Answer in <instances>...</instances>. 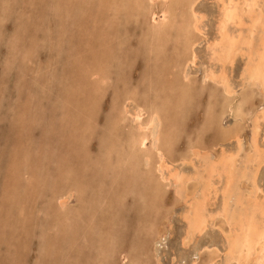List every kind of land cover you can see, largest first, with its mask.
<instances>
[{
	"label": "rangeland",
	"instance_id": "1",
	"mask_svg": "<svg viewBox=\"0 0 264 264\" xmlns=\"http://www.w3.org/2000/svg\"><path fill=\"white\" fill-rule=\"evenodd\" d=\"M65 1L69 4L64 3ZM135 1L136 0H106L105 2L102 0H0V92L2 93H0V100L2 101V103L0 101V264H80L81 262V264H101V262L102 264H124L125 260L132 261L134 258L140 261L142 259L144 262L143 263L141 261L142 264H154V262L157 264V257H153L156 255L155 249H157L155 248L156 245L154 246V244L158 234L161 231L167 235L166 244L162 245V248L160 249L164 254H166L162 259L164 264H183V262L180 260L185 258L186 263L191 264L195 255L197 256L198 264H204L207 261V258H209V256L215 251L216 255L218 256L216 257L214 264L224 263L226 236L223 231L228 230L229 228L224 218L218 217L214 222H209L211 224H209L206 231L197 235L195 238H198H194L188 247L187 245H183L182 240L186 236L185 220L182 217V213L185 209V201L183 202V199L177 197L178 195L176 187L172 181L167 182L169 184H167V191L166 189H160L161 193H159V191H156L155 193L157 186L155 183H153L155 181L153 177H151L152 174H155V170L157 169L156 167H158V164L155 165V163L158 162V159L155 156L154 157L156 160H153L150 164V167L151 165H154L151 167L152 169L150 167L148 168L144 163L143 166L141 161L139 163H135L134 160L129 162V158L132 159V157L130 156L128 158V156L132 153V151L130 150V143L127 139L129 138L128 131L131 127H133L131 123L132 117L128 116L124 123L117 126V129H114V124L113 126L111 124L114 122L113 119L117 117L118 110H124L125 107H128L129 113L133 112L136 108V103L138 100V103L143 102L145 105L148 103V105H146L147 109L150 108L151 101H158L163 108H166L168 114L171 117V124L173 123L172 126H175L169 133V139L171 140L172 138V140L166 150L169 162L172 164L171 170L180 169L191 174H194L198 171L199 173L203 172V168L199 167L200 164H198V162H200V160L192 154L190 148L195 147L194 145H196V147L201 146L205 150L204 152L208 151V153L216 155L217 153L222 152L223 149L224 151H231L234 148L237 149V142L235 139L226 138L227 134L234 132L233 130H237L241 127L243 134L242 143L244 147V153L242 150L240 153L241 155H239L237 158L239 171L240 169L242 170L244 164L243 161L247 155L246 153H250L252 150L251 140L256 123V119L254 117L257 116V112L264 108V92L261 89L262 86L247 82L246 76L243 73L247 56H245L242 51L239 52L240 54H237L233 65L226 64L225 66L227 71L226 73L230 76L229 80L233 88L236 90L235 95L237 94V96L234 95L235 97L233 98L231 111L228 112V115L222 117V112L227 111V96L225 95L224 89L223 87L214 85L209 81L205 82L204 78L207 71L211 68H214L216 71L221 70V63L214 62L210 59L211 53L209 50V43L217 37L216 23L220 14V2L218 0H199L196 4V10H201L200 12L205 13L207 17L205 19L206 21L204 22V35L195 46V52L198 55V59L196 63L189 64L187 67V70L191 74V80L189 82L191 84L190 85L188 82L184 81V71L186 72V66H183L188 55L185 43L187 29L184 28L181 30L182 26L175 24V26H172V28L168 31L166 36L162 38L150 37L146 25V13L141 14V12L139 14L137 11H132L130 8L132 3L135 5ZM238 1L240 2V7H242L241 9L244 8L242 15L245 25L242 27L244 28L243 30L245 32L247 31L248 33L250 24V18L248 17L249 13L246 14L247 7L244 6V3L242 2L243 0ZM262 1L263 0L259 1V5L256 6V10H260L261 8V11L263 12L262 20H264V1ZM100 3H102L104 6H102ZM181 10L178 12L179 18L177 22L186 23L189 19H191V17L188 15L182 16ZM113 18L115 19L113 20ZM247 18L249 19L247 20ZM111 19L112 22L110 21ZM109 23L111 25H108ZM261 25V27L259 25L258 29L255 30L257 32L254 31L253 35L255 44L257 46L259 44L258 39L261 38V35L264 31V21ZM110 26H112V28ZM94 27L97 29L96 31ZM101 28L105 32H102L103 30ZM234 28L236 29L235 26H232L233 30ZM106 32L109 34V36H107L108 34H106ZM260 32H262L261 35L258 34ZM103 33H105L103 36L106 37L102 39L97 37L98 34L99 37H103L101 36ZM90 37H92V40H90ZM94 37L95 40L93 41ZM110 38L113 40L112 42ZM105 39L108 40L106 41ZM110 42L111 44H109ZM96 43L97 45H95ZM32 44L35 45L33 46ZM31 45L33 46L34 50ZM27 46H29L28 49ZM30 48H32V54L28 55L30 53ZM69 48L72 49L69 50ZM79 49H83L85 53L82 52L83 50L81 51ZM106 52L108 53L106 54ZM94 53H96V56ZM102 53L106 55L104 56ZM109 54L110 56H108ZM24 55H26V57H24ZM83 55L85 58H87L88 62H92V65L96 67H99V64L97 63L98 59L95 60L97 57L99 58V55H103L104 64L109 62L106 69L111 80L108 83H105L106 87L104 84L101 85L103 86L102 88L99 85L97 86L96 83L99 80H97L96 77L94 78L90 73L91 68H93L92 70L95 69L93 66L89 67V65H91L90 63L88 65V63L82 62L84 58ZM76 57L79 58V60L81 59L80 61L84 65L85 71H83V74H79V69H82L83 66L79 60L75 59ZM60 59L62 62H59ZM68 59H70L71 63L68 62ZM74 60L75 62L77 60L79 63H75ZM93 60L97 64H94ZM68 63H70V67L72 66V68L69 67ZM8 64H10V66ZM66 64L69 69H77V67L79 65L80 66L78 67L79 69L75 71L73 69L72 71L65 67ZM87 70L90 71L88 74L86 73ZM68 73H70L71 76ZM21 74H23L22 77ZM74 74L75 76H73ZM67 75L68 79L72 82L73 89L70 87L71 82L68 81ZM242 76H244V79ZM53 77L56 78V80ZM36 78L38 79L36 80ZM40 78L43 79V83L39 81ZM86 78H89V80ZM45 79L47 81H45ZM76 81L78 83L77 85L81 87L80 89L84 90L82 91V94L80 93L81 91H78L80 90L78 89L79 87L76 86L77 88H74ZM73 82H75V84ZM79 83H83V85ZM87 86L88 92L86 90ZM73 90L75 93L72 92ZM76 92L78 93L76 94ZM62 93L69 94L71 97L61 96L60 98V94ZM97 94L102 96V99H100ZM74 95L80 96L81 100H83L81 101L78 99V97H74ZM86 95L90 97L89 101L92 100L93 103H90V106L88 103H85L88 106L85 105L84 107L88 110L83 109V106H78L81 104L84 105V103H82L85 101L84 98H86V102H89L87 101L88 99ZM123 95H132L135 98L136 103H133V101L129 102V105L127 102L126 104L123 103ZM68 97L70 98L69 100ZM105 97H107V99ZM139 97L140 99H138ZM96 98H99L100 101L97 102L99 99L96 100ZM63 99H66V101L68 100L70 102L73 100L77 104L73 102V105H69L71 103H64L65 101ZM76 99H78L81 104H78V100ZM60 100H62V105L66 104L73 111L69 112L70 109L67 106L65 109L64 105L62 106L58 103L57 106H61L60 110L56 106L57 101L60 102ZM94 100H96L98 104L96 106H99L97 111ZM116 104L118 105V110L114 108ZM74 106H76L77 109H75ZM79 109L83 110L84 112L80 113L81 110ZM77 110L79 111L77 112ZM240 110H242V112H240ZM73 112H76V116ZM177 112L181 113V116L178 115ZM67 113H71L72 115ZM77 113L79 115L83 114L82 118L85 117V120H82L80 116L77 117ZM84 113L87 115L85 116ZM13 115L15 116L13 117ZM88 115L89 118L87 117ZM90 115L95 117L93 121L97 120V124H95L96 122L94 123L95 126H93V123H91L93 122V117L91 118ZM65 116H67L66 119L70 117L69 122L67 121L69 119L65 120L66 123L68 122L67 124H64L61 121L65 119ZM173 116H175V118ZM75 118H77V120ZM178 118L179 121L177 120ZM79 120H82L83 125H85V122L88 123L83 128L81 122L79 125L78 123L75 124L73 122H77ZM261 122L262 124L258 135V143L260 147H264V120ZM176 125L178 127L180 126V129L176 127ZM80 126H82V128ZM88 126L91 127V130ZM110 127L112 132L109 129ZM94 129L96 133H94ZM115 130L118 131L116 132ZM21 131L24 132L22 133L23 135L21 134ZM74 131H76V133H73ZM79 131H81V133ZM118 132L121 135L123 134L122 137H119L118 135L114 136V134H118ZM124 134L126 135L127 139H125L126 137ZM172 141L174 142L172 143ZM114 142H116L117 145ZM109 144L114 145L111 146ZM108 148H111L113 151L110 149V151L106 150ZM124 150H126V152L128 151V153H126ZM169 150L172 153H170ZM30 152L32 153L30 154ZM188 152H190L189 155L185 157H188L189 161H186L185 163L182 161V158ZM123 153L124 155H122ZM20 154L23 156H20ZM26 154L27 156H25ZM111 159L116 161L110 162L109 160ZM122 160L125 162H122ZM114 162L120 164H114ZM137 164H139L140 167ZM115 166L118 168L117 170H119V172L116 171ZM112 167L113 169L111 171ZM23 168L25 169L24 171ZM128 168L130 171L134 168V173L138 172V174H135L136 178L134 173L129 172ZM145 168L147 171L150 170L148 172L149 175L145 171ZM135 169L137 172H135ZM25 171L28 172L26 173ZM66 171L70 172V174H68ZM110 172H112V175ZM141 172H146L147 174ZM164 172L166 173V171ZM64 173H67L66 175L68 178L67 176H64ZM128 173H130V175ZM143 174L145 175L142 177ZM71 175H73V177H71ZM248 175L249 174H247V176ZM247 176L246 179H243L245 181H241L242 183L240 184L241 191L243 194H246V196H248V193L246 192H248L252 187L250 184L251 181ZM138 177L140 178L138 179ZM257 181L262 190L261 198H264V167L260 168ZM53 182H55V184H53ZM67 182L69 184H67ZM50 185L56 186L53 188ZM188 186V194L189 196H192L191 192L198 189V187H201V180L194 178L188 182ZM242 189L245 192H243ZM54 190L57 192H54ZM70 190H75L74 195L67 203V206L64 208L60 207L61 203L58 200V197L60 194ZM218 190L220 189L218 188ZM6 193L8 194L5 195ZM126 194L131 196L129 197ZM84 199L88 200L89 202H84L86 201ZM154 199L158 201V205L156 206V200ZM96 202L98 204H96ZM221 202L222 197L221 193H219L216 197H212L208 201V210L210 212L218 211ZM87 203L88 205H86ZM57 205L58 207H56ZM98 205L99 207H97ZM88 206L90 208H88ZM78 209L81 210L79 211ZM102 210L103 213H101ZM157 211L160 213L164 211V214L162 213V216L159 218L160 213ZM78 212L80 213L78 214ZM90 214H93L94 216ZM150 214H153L152 217ZM153 217L156 218L154 219ZM74 218H77L78 220ZM61 219L63 221H61ZM97 219L99 224L96 223ZM218 219H220V223ZM138 221L141 225L138 223ZM33 222H36V224ZM86 222L88 223L86 224ZM155 222H157L158 225ZM221 222L223 224L224 230L219 228ZM22 224H24V227L21 226ZM60 225H62V227H60ZM152 225L154 226V229ZM155 225L157 226L155 227ZM18 227H20L22 232ZM17 232H21V235L22 233L25 235L21 236ZM139 232L142 234H146L147 232L146 235L149 237H151L150 234H152L151 240L150 238L148 239L145 237V235L143 237L141 234H139ZM15 233L18 235V237H20L17 238ZM87 233L90 234V236L87 235ZM53 235L55 238L52 237ZM97 235L98 237H96ZM137 236L142 239L145 238V241L140 240V238H136ZM20 238H23V240ZM56 239L57 241H55ZM137 239L140 240L139 242L142 241V246H134V244L140 245V243L138 244ZM146 240L148 245H144L146 244ZM12 242L14 243L15 247L13 246ZM213 243H217L216 248L211 246ZM55 244L57 245L55 246ZM99 248H101V250ZM103 250L110 251L104 252ZM111 250L115 252L113 253ZM132 250L134 252H132ZM101 251L104 253H101ZM47 254L49 256H47ZM103 255L106 257V259L103 257ZM59 256L61 258H59ZM101 256L103 258H100ZM144 256L147 257L145 258ZM51 257H54V259ZM20 259L21 262L19 261ZM50 259L52 261H49ZM222 260L223 262H221ZM230 264H237V261L234 260L233 263L231 262Z\"/></svg>",
	"mask_w": 264,
	"mask_h": 264
},
{
	"label": "bare ground",
	"instance_id": "2",
	"mask_svg": "<svg viewBox=\"0 0 264 264\" xmlns=\"http://www.w3.org/2000/svg\"><path fill=\"white\" fill-rule=\"evenodd\" d=\"M72 1V0H70ZM102 1H106V0H102ZM116 1V0H115ZM199 0H136L134 2L135 5H133V3L131 4V9L132 11H137L139 14H145L146 16V25H147V29H148V34L150 35V37L152 38H162L164 36H166L168 34V31L172 28V26H175V24H179L182 26L181 30H183L184 28L187 29V35H186V40H185V43H186V48H187V51H188V55H187V58L184 62V65L183 66H186V72L184 71V81L186 82H190V77H191V74L190 72L187 70V67L189 64H194L196 63L197 59H198V55L197 53L195 52V46L198 44L199 40L201 39V37L204 35V22L206 21V14L203 13V12H200L198 10H196V4ZM220 3V6H219V11H220V14L218 16V20H217V37L211 41L209 43V50H210V59L213 60L214 62H218V63H221V70L219 71H216L214 70V68H211L207 71L206 75H205V82L206 81H209L211 82L212 84L214 85H219L221 87H223L224 89V92H225V95L227 96V103H226V109L227 111H223L222 112V117L228 115V112L231 111V105H232V102H233V98L235 96H237V94L235 95V92L236 90L233 88L230 80H229V75L226 73V64L228 65H233V63L235 62L236 60V57H237V54L239 52H243V54L245 56H247V61H246V64L244 65L245 66V69H244V75L246 76V80L247 82L249 83H255L256 84H259L262 86V90L264 92V31L263 33L260 32L258 33L259 35H261V38L258 39L259 40V44L258 46L255 44V41H254V31L256 29H258V26L260 25V27L262 26V22L264 20L263 19V12L261 11V8L260 10H256V6L259 5V1L260 0H243L242 2L244 3V6L247 7V13L248 14V17L250 18V24H249V31L247 33V31L245 32L243 29V25H245V21H244V18H243V15H242V11L243 9H241L242 7H240V2L238 0H218ZM264 1V0H263ZM262 1V2H263ZM109 2V1H108ZM107 2V3H108ZM64 3H68V2H64ZM264 3V2H263ZM69 4V3H68ZM102 4V3H100ZM97 5V4H96ZM102 6H104L102 4ZM108 6V5H107ZM262 6V5H261ZM87 7V6H86ZM64 8V7H63ZM109 8V6H108ZM125 8V7H124ZM183 8V9H182ZM259 8V7H257ZM68 9V8H67ZM182 9V10H181ZM199 9V8H198ZM246 9V8H245ZM89 10V8H88ZM181 10V15L182 16H190L191 19H189L186 23H178L177 20L179 18V15H178V12ZM3 11V10H2ZM68 11V10H67ZM85 11V10H84ZM1 12V10H0ZM101 12V11H100ZM189 12V13H188ZM245 12V11H244ZM6 13V12H5ZM112 13V12H111ZM1 14V13H0ZM14 14V13H13ZM67 14V13H66ZM78 14V13H77ZM110 14V13H109ZM114 15V14H113ZM106 16V15H105ZM119 16V15H118ZM22 18V17H21ZM83 18V17H82ZM105 18V17H104ZM247 18V20L249 19ZM109 19V18H108ZM115 18H113L114 20ZM95 20V19H94ZM97 20V19H96ZM107 20V19H106ZM120 20V19H119ZM40 21V20H39ZM98 21V20H97ZM112 22V19L110 20ZM20 23V22H19ZM95 23V22H94ZM82 24V23H81ZM101 24V23H100ZM79 25H80V22H79ZM90 25V24H89ZM88 25V26H89ZM107 25V24H106ZM108 25H111L110 23ZM115 25V24H114ZM20 26V25H19ZM17 26V27H19ZM232 26H235L236 29L239 28V29H235L236 31H234L232 29ZM66 27V26H65ZM90 27V26H89ZM93 27V26H92ZM96 27V26H95ZM94 27V29H95ZM112 28V26H110ZM246 27V26H245ZM35 28V27H34ZM82 28V27H81ZM97 28V27H96ZM247 28V27H246ZM19 29V28H18ZM32 29V28H31ZM63 29V28H62ZM98 29V28H97ZM95 29V31L97 30ZM102 29V28H101ZM100 29V30H101ZM34 30V29H33ZM37 30V29H36ZM86 30V29H85ZM103 30V29H102ZM109 30V29H108ZM5 31V30H4ZM63 31V30H61ZM93 31V30H92ZM3 32V31H2ZM102 32H105L104 30ZM102 32H99V33H102ZM257 32V31H255ZM35 33V32H34ZM21 34V33H20ZM105 33L101 34V36H103ZM106 34H108L106 32ZM122 34V33H121ZM91 36V35H90ZM109 36V34L107 35ZM113 36V35H112ZM124 36V35H123ZM25 37V36H24ZM78 37V35H77ZM98 38H104L106 36H103V37H99V34L97 36ZM119 37V36H118ZM14 38V37H13ZM27 38V37H25ZM24 38V39H25ZM36 38V37H35ZM92 40V37H90ZM97 38V39H98ZM108 38V37H107ZM181 38V37H180ZM23 39V37H22ZM46 39V38H45ZM53 39V38H52ZM183 39V37H182ZM16 40V39H15ZM80 40V39H79ZM95 40V37L93 39V41ZM106 41L108 39H105ZM111 40V38H110ZM84 41V39H83ZM97 41V40H96ZM95 41V42H96ZM113 40H111L112 42ZM202 41V40H201ZM14 42V41H13ZM27 42V41H26ZM71 42V41H70ZM91 42V41H90ZM89 42V43H90ZM111 42L109 44H111ZM127 42V41H126ZM257 42V40H256ZM31 43V41H30ZM37 43V42H36ZM35 43V44H36ZM72 43V42H71ZM102 43V42H101ZM100 43V44H101ZM107 43V42H106ZM17 44V43H16ZM25 44V43H24ZM29 44V43H28ZM34 44V45H35ZM74 44V43H73ZM33 45V44H32ZM31 45V47L33 48V46ZM75 45H76V42H75ZM89 45V44H88ZM92 45V44H91ZM97 45V43L95 44ZM102 45V44H101ZM18 46V45H17ZM25 46V45H24ZM26 47V46H25ZM29 46H27V49H28ZM100 47V46H98ZM198 47V46H197ZM196 47V48H197ZM16 48V47H15ZM20 48V47H18ZM32 48H30V53L28 55H31V50ZM59 48V47H58ZM76 48V47H75ZM79 48V47H78ZM111 48V47H110ZM128 48V47H127ZM72 49V48H69V50ZM34 50V48H33ZM81 50V49H79ZM83 50V49H82ZM81 50V51H82ZM86 50V49H85ZM27 51V50H26ZM29 51V50H28ZM75 51V50H74ZM78 51V49H77ZM79 51L80 53L84 52V50L81 52ZM87 51V50H86ZM94 51V50H93ZM92 52V51H91ZM112 52V51H111ZM27 53V52H26ZM25 53V54H26ZM79 53V54H80ZM85 53V52H84ZM108 52H106L107 54ZM78 54V53H76ZM75 54V55H76ZM95 56H96V53H94ZM103 54V53H102ZM105 54V55H106ZM111 54V53H110ZM110 54L108 56H110ZM240 54V53H239ZM21 55V54H20ZM50 55V54H49ZM60 55V54H58ZM104 55V54H103ZM103 55H99V58L97 57L95 60H97V63L99 64V67H96V66H93L92 65V62H88L87 58H85V56L83 55V60L82 62L83 63H89L91 65L90 66H93L95 70H92L93 68H91V72L89 70L86 71V73L88 74V72H90L93 77L99 81H97V86L99 85L101 88L103 86H101L102 84H104V86L106 87V84L105 83H108L111 78H110V75L109 73L107 72V65L109 62H107L106 64L103 63ZM104 55V56H105ZM113 55V53H112ZM243 55V56H244ZM18 56V55H17ZM62 56V55H61ZM66 56V55H64ZM79 56V55H77ZM81 56V55H80ZM242 56V57H243ZM24 57H26V55H24ZM72 57V56H71ZM70 57V58H71ZM74 57V56H73ZM136 58V57H135ZM244 58V57H243ZM13 59V58H12ZM77 60H79V58H75ZM10 60V58H9ZM8 60V61H9ZM67 60V59H66ZM70 62V59H68ZM76 60L77 63H79L78 61ZM81 60V59H80ZM79 60V61H80ZM107 60V59H105ZM73 61V60H72ZM85 61V62H84ZM49 62V61H48ZM51 62V61H50ZM59 62H62L61 59ZM75 62V60H74ZM75 62V63H76ZM82 62L80 61V63L82 64ZM52 63V62H51ZM66 63V62H65ZM71 63V62H70ZM70 63H68L69 67H70ZM93 63L95 64L96 62L93 60ZM96 63V64H97ZM11 64V62H10ZM10 64H8L10 66ZM61 64V63H60ZM71 65H74V64H71ZM7 66V65H6ZM15 66V65H13ZM64 66V65H63ZM78 66V65H76ZM80 66V65H79ZM78 66V67H79ZM82 69H79L77 67V69L80 70L79 74L82 73L83 74V71H85V68H84V65L82 64ZM135 66V65H134ZM50 67V66H49ZM67 69H69V67L66 66ZM74 67V66H73ZM72 68V66L70 67ZM81 68V67H80ZM66 69V68H65ZM74 69V68H73ZM73 69H69V70H72ZM77 69H74L77 70ZM56 70V69H55ZM54 70V71H55ZM70 71V72H72ZM69 72V71H67ZM111 72V71H110ZM70 75V73H68ZM81 74V75H82ZM90 74V75H91ZM23 74H21V77H22ZM66 75V74H64ZM91 75V77H92ZM242 75V74H241ZM18 76V75H17ZM20 76V75H19ZM60 76V75H59ZM71 76V75H70ZM75 76V74L73 75ZM25 77V76H24ZM61 77H62V74H61ZM243 79H244V76H242ZM54 78V77H53ZM64 78V77H63ZM38 78H36L37 80ZM56 80V78H54ZM59 79V78H58ZM67 79H68V75H67ZM89 80V78H86ZM142 79V78H141ZM43 79H39L40 82H42ZM61 80V79H59ZM73 80V79H72ZM95 80V79H93ZM123 80V79H122ZM245 80V81H246ZM45 81H47L45 79ZM54 81V80H53ZM68 81H70L68 79ZM74 81V80H73ZM83 81V80H82ZM95 81V82H96ZM25 82V81H24ZM44 82V81H43ZM42 82V83H43ZM62 82V81H60ZM66 82V81H65ZM71 82V81H70ZM92 82V81H91ZM95 82H94V85H95ZM99 82V83H98ZM75 84V82H73ZM88 83V82H87ZM93 83V82H92ZM91 83V84H92ZM246 83V82H245ZM41 84V83H40ZM60 84V83H59ZM70 84V83H69ZM73 84V85H74ZM77 81H76V84H75V87L74 88H77L79 87V85H77ZM81 85H83V83H79ZM89 84V83H88ZM90 84V85H91ZM110 84V83H109ZM190 84V83H189ZM3 85V84H2ZM39 85V84H38ZM48 85V84H47ZM50 85V84H49ZM68 85V84H67ZM93 85V84H92ZM139 85V84H138ZM144 85V84H143ZM191 85V84H190ZM258 85V86H259ZM23 86V85H22ZM59 86V85H58ZM77 86V87H76ZM110 86V85H108ZM141 86V85H140ZM145 86V85H144ZM148 86V85H147ZM252 86V85H251ZM259 86V87H261ZM24 87V86H23ZM54 87V86H52ZM57 87V86H56ZM65 87V86H64ZM72 87V82H71V86ZM96 87V86H95ZM187 87V86H186ZM246 87V86H245ZM248 87V86H247ZM257 87V86H255ZM58 88V87H57ZM81 87H79L78 89H80ZM88 86L86 87V90L88 92ZM99 88V87H98ZM100 88V89H101ZM216 88V87H215ZM243 88V86H242ZM71 89V88H70ZM73 89V87H72ZM119 89H120V86H119ZM122 89V88H121ZM187 89V88H185ZM192 89V88H191ZM244 89V88H243ZM25 90V89H24ZM93 90H94V87H93ZM123 90V89H122ZM139 90V89H138ZM181 90V89H180ZM184 90V89H183ZM260 90V89H259ZM4 91V90H3ZM20 91V90H19ZM34 91V90H33ZM56 91V90H55ZM54 91V92H55ZM58 91V90H57ZM70 91V90H69ZM77 91V89H76ZM81 94H82V89L78 90ZM96 91V90H95ZM105 91V90H103ZM189 91V90H188ZM244 91V90H243ZM253 91V90H252ZM71 92V91H70ZM72 92L75 93V91L73 90ZM91 92V91H89ZM120 92V91H119ZM139 92V91H138ZM141 92V91H140ZM180 92V91H179ZM191 92V91H190ZM245 92V91H244ZM1 93V92H0ZM20 93V92H19ZM33 93V92H32ZM31 93V94H32ZM57 94L59 93L56 92ZM73 93V94H74ZM78 92H76L77 94ZM98 93V92H96ZM100 93V92H99ZM246 93V92H245ZM2 94V93H1ZM37 94V93H35ZM56 94V95H57ZM64 94V95H63ZM89 94V93H88ZM93 94V93H92ZM184 94H187V93H184ZM192 94V93H191ZM249 94V93H248ZM20 95V94H19ZM33 95V94H32ZM98 95V94H97ZM95 95V96H97ZM121 95V94H119ZM193 95V94H192ZM235 95V96H234ZM252 95V94H250ZM61 96H69L71 97L69 94H65V93H62L60 94V98ZM87 96V101H89L90 97L88 95ZM122 96V95H121ZM120 96V97H121ZM124 96V95H123ZM138 96V95H137ZM135 96V97H137ZM141 96V95H140ZM190 96V95H189ZM215 96V95H214ZM255 96V95H254ZM21 97V95H20ZM58 97V96H57ZM68 97V100L70 99ZM74 97H78V99L81 100L80 96H76L74 95ZM98 97H100V99H102V96L98 95ZM145 97V96H144ZM22 98V97H21ZM84 98V97H83ZM107 99V97H105ZM122 98V97H121ZM57 99V98H56ZM67 99V98H66ZM66 99L64 100L65 102L64 103H71L69 105H73L75 101L71 100L72 102L70 101H66ZM72 99V98H71ZM76 99V100H78ZM93 99V98H92ZM99 98H96V100H98ZM100 99L97 101L99 102ZM120 99V98H119ZM123 103L126 104V102L128 103L129 105V102L133 101V103H136L135 101V98L132 96V95H126L124 96L123 98ZM140 99V97L138 98ZM190 99V98H189ZM220 99V98H218ZM20 100V99H19ZM59 100V99H58ZM83 100V99H82ZM81 100V101H82ZM84 105L81 104V102L78 100V104H81V105H78V106H85L86 104L85 103H88L89 106L91 105L90 103H92V100H90L89 102H86V98H84ZM95 101V106L98 105L97 102ZM116 100V99H115ZM242 100V99H241ZM1 101V100H0ZM61 101L58 102L57 101V104L56 103H53V104H56V106L59 104H61ZM118 101V100H117ZM116 101V102H117ZM120 101V100H119ZM122 101V100H121ZM139 101V100H138ZM136 103V108L134 109L133 112H130L129 113V108L128 107H125L124 110H118V105L116 104V106L114 108H116V110H118V114H117V117H115L114 122H112V126L114 129H117V126L121 125L122 123L125 122V120L127 119L128 116H131L132 119H131V123H132V126L129 131H128V136L129 138L127 139L126 135H125V139L129 140V143H130V147H131V151L132 153L128 156V158L131 156V158H129V162H131V160H134L135 163H139L140 161L142 162V164L144 163L148 168L150 167V164L152 163V161L156 160L155 157L158 159V162L155 163V165L158 164V167H156L157 169L155 170V174H152L151 177H153L154 181L153 183H155V186L156 189H155V193L156 191H159V193H161L160 189L163 190V189H166L168 188L167 187V182L168 181H172V183L174 184V186L176 187V191H177V197L178 198H181L183 199V202L185 201V209H184V212L182 213V217L184 218L185 220V225H186V236L184 237V239L182 240L183 241V245H187V247L190 245V243L192 242V240L199 234H202L204 231H206L207 227L209 226V222L211 221H215L216 218H220V217H223L225 222H227L229 228L228 230H224V227H223V224L221 222V224L219 225V228H221L222 230H224V234L226 236V240H225V245H226V251L224 249V252H225V261L223 264H230L231 262L233 263V261H237V264H264V198H261V187L260 185H258L259 183H257V179H258V176H259V170L261 167H264V147H260L259 143H258V135H259V131H260V128H261V124L264 120V108L262 110H260L259 112H257V116L254 117L256 119V123H255V127H254V133H253V136H252V147L250 145L252 150L250 153H246V158H244L245 160L243 161L244 164H243V167H242V170L239 169L238 167V156L241 155V151L243 150V153H244V147H243V143H242V128L240 127L239 129L237 130H233L234 132H230L229 134H227V138L226 139H235V141L237 142V149L235 151L231 150H227V151H223L220 152V153H217L216 154H211V153H208L207 152H204L205 150L201 147V146H198L196 147V145H194L195 147L193 148H190L191 151H192V154L198 158L200 160V162H198L199 167L203 168V172H196L194 174H191V173H188L186 171H183V170H180V169H172L171 170V166L172 164H170L169 162V159L167 157V154H166V150H167V147L170 145L171 143V140L169 139V133L170 131L172 130L173 127L175 126H172L171 124V117L170 115L168 114V111L166 110V108H163L162 105L158 102V101H151L150 103V108L147 109V106L148 103L145 105L143 102L142 103ZM141 101V100H140ZM144 101V100H143ZM149 102V101H148ZM174 102V101H173ZM190 102V101H189ZM2 103V101H1ZM172 103V102H171ZM223 103V102H221ZM75 104H77L75 102ZM93 104V103H92ZM103 104V103H102ZM189 104V103H188ZM29 105V104H28ZM52 105V104H51ZM62 105V104H61ZM64 105V104H63ZM62 105V106H63ZM101 105V104H100ZM170 105V103H169ZM44 106V105H43ZM66 104L64 105L65 109H66ZM88 106V105H86ZM121 106V105H120ZM173 106V104H172ZM179 106V105H178ZM190 106V105H189ZM22 107V106H21ZM55 107V105H54ZM58 107V106H57ZM61 106L59 105V109L61 110L60 108ZM68 107V106H67ZM72 107V106H70ZM75 109L76 106H74ZM97 109L96 111L98 110V107L99 106H96ZM95 107V108H96ZM192 107V106H191ZM240 107V106H239ZM47 108V107H46ZM69 108V107H68ZM67 108V109H68ZM121 108H124V107H121ZM171 108V107H170ZM48 109V108H47ZM63 109V107H62ZM64 109V110H65ZM70 109V110H69ZM69 112L70 111H73L71 108H69ZM85 109V107L83 108ZM90 109V108H89ZM172 109V108H171ZM176 109V108H175ZM174 109V110H175ZM56 110V109H55ZM63 110V111H64ZM67 110V112H68ZM81 110V109H79ZM77 110V112L79 111ZM85 110H88L87 108ZM101 110V109H100ZM177 110V109H176ZM175 110V111H176ZM104 111V110H103ZM84 111L81 110L80 113H83ZM86 113H88L87 111H85ZM220 112V111H219ZM240 112H242V110H240ZM63 113V112H62ZM74 113V112H73ZM103 113V112H102ZM178 113V112H177ZM27 114V113H26ZM69 114V113H67ZM78 114V113H77ZM85 114V113H84ZM181 113H178V115H180ZM191 114V113H190ZM44 115V114H43ZM65 115H66V112H65ZM69 115H72L71 113ZM74 115L76 116V112L74 113ZM82 115H77L80 116L82 118ZM87 114H85L86 116ZM15 115H13L14 117ZM91 116V115H90ZM95 116V115H94ZM181 116V115H180ZM179 116V117H180ZM209 116V115H208ZM64 117V115H63ZM62 117V118H63ZM67 116H65V119L61 120L64 124H67L69 121H70V117L67 118L69 120L66 119ZM89 118V115L87 116ZM93 116H91L92 118ZM175 118V116H173ZM211 117V116H210ZM17 118V117H15ZM61 118V117H60ZM85 118V117H84ZM84 118H82V120H85ZM95 117L92 118V121L94 120ZM184 118V117H183ZM237 118V117H236ZM72 119V118H71ZM77 120V118H75ZM223 119V118H221ZM67 120L68 122L66 123ZM73 120V119H72ZM82 120H79L77 122L73 121L75 124L81 122L82 123ZM91 120V119H90ZM176 120V119H175ZM179 121V118L177 119ZM48 122V121H47ZM85 122V121H83ZM96 122V123H95ZM207 122V121H206ZM19 123V122H18ZM62 123V125H63ZM72 123V122H71ZM88 123V122H87ZM85 122V125H83L82 123V126L84 128V126H86L87 124ZM93 123V126L94 123L97 124V120L91 122ZM130 123V124H131ZM253 124V123H252ZM19 125V124H18ZM17 125V126H18ZM124 125V124H123ZM175 125V123H174ZM179 125V124H178ZM225 125V124H224ZM236 125V123H235ZM82 126H80L82 128ZM92 126V127H93ZM102 126V125H101ZM21 127V126H20ZM68 127V126H67ZM71 127V125H70ZM89 127V126H88ZM108 127V126H107ZM176 127H178L176 125ZM180 127V126H179ZM178 127V128H179ZM207 127V126H206ZM253 127V126H252ZM18 128V127H17ZM66 128V127H65ZM91 127H89L90 129ZM105 128V127H103ZM237 128V127H236ZM45 129V128H44ZM67 129V128H66ZM106 129V128H105ZM110 131L112 130L111 127L109 128ZM119 129V128H118ZM121 129V128H120ZM176 129V128H175ZM180 129V128H179ZM221 129V127H220ZM19 130V129H18ZM17 130V131H18ZM23 130V128H22ZM76 130V129H75ZM88 130V129H87ZM91 130V129H90ZM205 130V129H204ZM78 131V130H76ZM76 131H74L73 133H76ZM82 131V130H81ZM81 131H79L81 133ZM89 131V130H88ZM87 131V132H88ZM95 131V129H94ZM116 132L118 130H115ZM174 131V130H173ZM176 131V130H175ZM179 131V130H178ZM84 132V131H83ZM82 132V133H83ZM90 132V131H89ZM109 132V131H108ZM112 132V131H111ZM20 133V132H19ZM24 133L23 131H21V134ZM96 133V131L94 132ZM98 133V132H97ZM20 134V135H21ZM28 134V133H27ZM67 134V133H66ZM84 134V133H83ZM89 134V133H88ZM91 134V133H90ZM99 134V133H98ZM112 134V133H111ZM116 134V133H115ZM114 136H121V134H116ZM172 134V133H171ZM23 135V134H22ZM81 135V134H80ZM110 135V134H108ZM70 136V135H69ZM83 136V135H82ZM94 136V135H93ZM112 136V135H111ZM109 136V137H111ZM174 136V134H173ZM68 137V136H67ZM198 137V136H197ZM74 138V137H73ZM177 138V137H176ZM199 138V137H198ZM92 139V138H91ZM113 139V137H112ZM118 139V138H117ZM175 140V139H173ZM17 141V140H16ZM70 141V140H69ZM86 141V140H85ZM118 141V140H117ZM121 142V141H120ZM124 142V141H123ZM174 141H172L173 143ZM196 142V141H195ZM194 142V143H195ZM245 142V140H244ZM77 143V142H76ZM89 143V141H88ZM110 143V142H109ZM116 143V142H114ZM125 143V142H124ZM198 143V141H197ZM224 143V142H223ZM250 144V143H249ZM41 145V144H40ZM72 145V144H71ZM111 145V144H109ZM114 145V144H113ZM111 145V146H113ZM117 145V143H116ZM125 145V144H123ZM47 146V145H46ZM69 146V145H68ZM103 146V145H102ZM120 146V145H119ZM127 146V145H126ZM172 146V145H171ZM175 146V145H173ZM224 146V145H223ZM236 146V145H235ZM123 147V146H122ZM56 148V147H55ZM107 148V147H106ZM112 148V147H111ZM111 148H108L106 150L110 151L112 150ZM121 148V146H120ZM174 148V147H172ZM226 148V147H225ZM48 149V148H47ZM110 149V150H109ZM206 149V148H205ZM216 149V148H215ZM214 149V150H215ZM15 150V149H14ZM68 150V149H67ZM70 150V149H69ZM77 150V149H76ZM105 150V152H106ZM128 150V148H127ZM213 150V151H214ZM217 150V149H216ZM107 151V152H108ZM113 151V150H112ZM118 151V150H116ZM126 152V150H124ZM170 151V150H169ZM189 151V150H188ZM190 151V152H191ZM16 152V151H15ZM29 152V151H27ZM79 152V150H78ZM188 152L186 155H184V157L182 158V161L186 163V161H189V158L188 157H185V156H188L189 153ZM32 152H30L31 154ZM40 153V152H39ZM70 153V152H69ZM122 153V152H121ZM128 153V151L126 152ZM170 153H172L170 151ZM213 153V152H212ZM24 154V153H23ZM76 154V153H75ZM78 154V153H77ZM113 154V152H112ZM119 154V153H118ZM176 154V153H174ZM108 155V153H107ZM110 155H111V152H110ZM121 155V154H120ZM119 155V156H120ZM124 155V153L122 154ZM171 155V154H170ZM20 156H23L20 154ZM27 156V154L25 155ZM31 156V155H30ZM155 156V157H154ZM243 156V155H242ZM17 157V156H16ZM109 157V156H108ZM113 157V155H112ZM111 157V158H112ZM117 157V156H116ZM173 157V156H172ZM22 158V157H20ZM110 158V157H109ZM127 158V159H128ZM154 158V159H153ZM175 158V157H174ZM23 159V158H22ZM29 159V158H28ZM122 159V157H121ZM124 159V158H123ZM120 160V159H119ZM126 160V159H125ZM193 160V159H192ZM240 160V159H239ZM110 162H113V161H116V160H109ZM108 161V162H109ZM124 160H122L123 162ZM181 161V160H180ZM109 162V163H110ZM120 162V161H119ZM125 162V161H124ZM128 162V163H129ZM193 162V161H192ZM21 163V162H20ZM120 164V163H117V162H114V164ZM133 163V162H132ZM133 163V164H135ZM153 163V164H154ZM242 163V162H241ZM240 163V164H241ZM106 164V163H105ZM111 164V163H110ZM122 164V163H121ZM143 164V166H144ZM25 165V164H24ZM86 165V164H85ZM132 165V164H130ZM136 165V164H135ZM139 166V164H137ZM197 165V163H196ZM21 166V165H20ZM43 166V165H42ZM113 166V164H112ZM125 166H126V163H125ZM154 165H151V167H153ZM240 166V165H239ZM242 166V164H241ZM28 167V166H27ZM32 167V166H31ZM70 167V166H69ZM140 167V166H139ZM142 167V165H141ZM150 167V168H151ZM116 168V166H115ZM124 168V167H122ZM15 169V168H14ZM113 167L111 168V171H112ZM118 168H116V171L119 172V170H117ZM125 169V168H124ZM129 169V168H128ZM134 169V168H133ZM133 169L130 171L129 169V172L131 173H134ZM137 169V168H136ZM135 169V170H136ZM144 169V168H142ZM146 169V168H145ZM152 169V168H151ZM154 169V168H153ZM25 169L23 168V171ZM34 170V169H33ZM138 170V169H137ZM137 170L135 172H137ZM195 170V169H194ZM22 171V170H21ZM108 171V170H107ZM126 171V170H125ZM143 171V170H142ZM147 173L150 171L147 169L145 170ZM166 171V173L164 172ZM10 172V171H9ZM26 172V171H25ZM28 172V171H27ZM26 172V173H27ZM67 172V171H66ZM146 172H141V173H146ZM152 172V171H151ZM251 172V173H250ZM14 173V172H12ZM19 173V172H18ZM68 174H70V172H67ZM67 173H64L65 177L67 176L66 174ZM111 175H112V172H110ZM117 173V172H116ZM130 173H128L130 175ZM141 173H140V176H141ZM146 173V174H147ZM202 173V174H201ZM20 174V173H19ZM34 174V173H33ZM115 174V173H114ZM124 174V173H123ZM127 174V176H128ZM135 174H138L137 173H134V176L136 178V175ZM247 174H249L247 176ZM25 175V174H24ZM30 175V174H28ZM87 175V174H86ZM133 175V174H132ZM131 175V176H132ZM145 174L142 175V177L144 176ZM149 175V173H148ZM61 176V175H60ZM138 176V175H137ZM246 176L248 177V179L251 181V189L246 192L248 193V196H246V194H243L242 191H241V188H240V184L242 183L241 181H245L243 179H246ZM25 177V176H24ZM71 177H73V175H71ZM119 177V176H118ZM37 178V177H36ZM68 178V176H67ZM117 178V177H116ZM140 177H138L139 179ZM146 178V177H144ZM194 178H198L199 180H201V187H198V189L196 190H193L191 193H192V196H189L188 194V190H189V186H188V182ZM75 179V177H74ZM86 179V177H85ZM119 179V178H118ZM147 179V178H146ZM145 180V179H144ZM151 180V179H150ZM14 181V180H13ZM75 181V180H74ZM73 182V180H72ZM152 182V181H150ZM76 183V182H75ZM52 184V182H51ZM53 184H55V182H53ZM57 184V183H56ZM67 184H69L67 182ZM71 184V183H70ZM78 184V183H76ZM138 184V183H137ZM141 184V183H140ZM248 184V182H247ZM246 184V185H247ZM75 185V184H74ZM169 185V184H168ZM218 185V187H217ZM52 186V185H50ZM56 185L52 186L53 188L55 187ZM82 186V185H81ZM100 186V185H99ZM46 187V186H45ZM51 187V188H52ZM62 187V186H61ZM113 187V186H112ZM195 187V186H194ZM50 188V189H51ZM52 188V189H53ZM70 188V187H69ZM218 188L220 190H218ZM246 188V187H245ZM51 189V190H52ZM57 189V188H56ZM63 189V188H62ZM77 189V188H76ZM84 189V188H83ZM128 189V188H127ZM192 189V188H191ZM64 190H65V187H64ZM82 190V189H81ZM152 190V189H151ZM175 190V189H174ZM243 190V189H242ZM248 190V189H247ZM58 191V189H57ZM54 190V192H57ZM67 191V190H66ZM75 191V190H74ZM74 191L73 190H70L68 192H64L62 194H60V196L58 197V200L60 201L61 203V206L62 208H64L65 206H67V203L71 200L72 196L74 195ZM83 191V190H82ZM167 191V189H166ZM129 192V191H128ZM190 192V191H189ZM243 192H245L243 190ZM9 193V192H8ZM8 193H6L5 195H7ZM34 193V192H33ZM59 193V192H58ZM83 193V192H81ZM130 193V192H129ZM128 193V194H129ZM164 193V192H163ZM166 193V192H165ZM219 193H221V197H222V202H221V205H220V208L218 211H215V212H210L208 210V201L212 198V197H216ZM78 194V192H77ZM80 194V193H79ZM85 194V193H84ZM126 194V195H128ZM264 194V193H263ZM83 195V194H82ZM191 195V194H190ZM129 196V195H128ZM131 196V195H130ZM129 196V197H130ZM176 197V198H177ZM6 198V197H5ZM117 198V197H116ZM24 200V199H23ZM86 200V199H84ZM123 200V199H122ZM156 200V199H154ZM88 200L84 201V202H87ZM119 201V200H117ZM5 202V201H4ZM27 202V201H26ZM57 202V201H56ZM89 202V201H88ZM111 202V201H110ZM115 202V201H114ZM175 202V201H174ZM180 202V201H179ZM59 203V202H58ZM113 203V202H112ZM153 203V202H152ZM211 203V202H210ZM50 204V203H49ZM53 204V203H52ZM78 204V202H77ZM96 204H98L96 202ZM105 204V203H104ZM132 204V203H131ZM174 204V203H173ZM176 204V203H175ZM69 205V204H68ZM71 205V203H70ZM88 205V203L86 204ZM158 205V201L156 200L155 201V206ZM161 205V204H159ZM80 206V205H79ZM90 206V205H89ZM88 206V208H90ZM109 206V205H108ZM107 206V207H108ZM132 206V205H131ZM167 206V205H166ZM165 206V207H166ZM2 207V206H1ZM58 207V205L56 206ZM73 207V206H72ZM87 207V206H86ZM99 207V205L97 206ZM103 207V206H102ZM169 207V206H168ZM80 208V207H79ZM83 208V207H82ZM81 208V209H82ZM154 208V207H153ZM160 208V207H159ZM172 208H173V205H172ZM74 209V207H73ZM81 209H78L79 211ZM85 210H87L86 208H84ZM22 210V209H21ZM75 210V209H74ZM83 210V209H82ZM89 210V209H88ZM113 210V209H112ZM111 210V211H112ZM151 210V208H150ZM76 211V210H75ZM92 211V209H91ZM152 211V210H151ZM150 211V212H151ZM159 211V210H158ZM157 211V212H158ZM166 211V210H165ZM83 212V211H82ZM88 212V211H87ZM149 212V213H150ZM156 212V213H157ZM164 211H162L163 213ZM22 213V212H21ZM80 212H78L79 214ZM84 213V212H83ZM92 213V212H91ZM97 213V212H95ZM103 213V210L102 212ZM147 213V212H146ZM154 213V212H153ZM160 213V212H158ZM162 213L159 214V218L160 216H162ZM76 214V213H75ZM119 214V213H118ZM164 214V213H163ZM168 214V213H167ZM72 215V214H71ZM83 215V214H82ZM86 215V213H85ZM84 215V217H85ZM90 215H93V214H90ZM96 215V214H95ZM126 215V214H125ZM153 214H150V216L152 217ZM11 216V215H10ZM79 216V215H78ZM89 216V215H88ZM87 216V217H88ZM94 216V215H93ZM142 216V215H141ZM155 216V215H154ZM83 217V216H82ZM86 217V219H87ZM96 217V216H95ZM105 217V216H104ZM143 217V216H142ZM169 217V216H168ZM11 218V217H10ZM35 218V217H34ZM38 218V217H37ZM81 218V217H80ZM92 218V217H91ZM98 218V217H97ZM146 218V217H145ZM154 219L156 217H153ZM158 218V219H159ZM2 219V218H1ZM42 219V218H41ZM46 219V218H45ZM64 219V218H63ZM74 219H77V218H74ZM73 219V220H74ZM83 219V218H82ZM85 219V218H84ZM102 219V218H101ZM138 219V218H137ZM165 219V218H164ZM169 219V218H168ZM3 220V219H2ZM47 220V219H46ZM52 220V219H51ZM70 220V219H68ZM78 220V219H77ZM88 220V219H87ZM94 220V219H92ZM100 220V219H99ZM220 219H218L219 221ZM222 220V219H221ZM4 221V220H3ZM54 221V220H53ZM61 221H63L61 219ZM81 221V220H80ZM95 221V220H94ZM141 221V220H140ZM159 221V220H158ZM223 221V220H222ZM69 222V221H68ZM100 222V221H99ZM137 222V221H136ZM36 224V222H33ZM53 223V222H52ZM88 222H86L87 224ZM96 223H98V219L96 221ZM101 223V222H100ZM139 223V221H138ZM143 223V222H142ZM157 224V222H155ZM154 223V224H155ZM218 223V222H216ZM220 223V221H219ZM218 223V224H219ZM38 224V223H37ZM90 224V222H89ZM99 224V223H98ZM140 224V223H139ZM153 224V223H152ZM4 225V224H3ZM24 224H22L21 226H23ZM66 225V224H65ZM68 225V224H67ZM95 225V224H94ZM137 225V223H136ZM141 225V224H140ZM139 225V226H140ZM146 225V224H145ZM158 225V224H157ZM155 225V227L157 226ZM33 226V225H32ZM108 226V225H107ZM143 226V225H142ZM153 226V225H152ZM172 226V225H171ZM215 226V225H214ZM34 227V226H33ZM60 227H62V225H60ZM66 227V226H65ZM77 227V226H76ZM89 227V226H87ZM94 227V226H93ZM99 227V225H98ZM113 227V226H112ZM138 227V226H137ZM218 227V226H217ZM20 229V227H18ZM59 228V227H58ZM86 228V227H85ZM97 228V227H96ZM95 228V229H96ZM100 228V227H99ZM102 228V227H101ZM105 228V227H104ZM139 228V227H138ZM152 228V227H151ZM18 229V230H19ZM47 229V228H45ZM66 229V228H65ZM74 229V228H73ZM88 229V228H87ZM153 229H154V226H153ZM157 229V228H156ZM14 230V229H13ZM16 230H17V227H16ZM21 230V229H20ZM19 230V231H20ZM50 230V229H49ZM98 230V229H97ZM114 230V229H113ZM136 230V228H135ZM60 231V230H59ZM67 231V229H66ZM92 231V230H91ZM96 231V230H94ZM99 231V230H98ZM115 231V230H114ZM144 231V230H143ZM153 231V230H152ZM155 231V230H154ZM22 232V230H21ZM21 232H17V233H21ZM28 232V231H27ZM61 232V231H60ZM100 232V231H99ZM103 232V231H102ZM138 232V230H137ZM149 232V231H148ZM45 233V232H44ZM47 233V232H46ZM97 233V232H96ZM167 233V232H166ZM172 233V232H171ZM16 234V233H15ZM62 234V233H61ZM60 234V235H61ZM98 234V233H97ZM105 234V233H104ZM139 234H141L143 237L145 235V237H147L148 239L150 238L151 240V237H152V234H150L151 237H149L146 232V234H142L139 232ZM21 235V234H20ZM22 235H25L22 233ZM21 235V236H22ZM28 235V233H27ZM45 235V234H44ZM52 235V234H51ZM56 235V234H55ZM87 235L90 236V234L87 233ZM100 235V234H99ZM103 235V234H102ZM112 235V234H111ZM138 235V233H137ZM140 235V236H141ZM185 235V234H184ZM94 236V234H93ZM109 236V235H108ZM170 236V235H169ZM16 237H18V235L16 234ZM27 237V236H26ZM50 237V236H49ZM54 237V235L52 236ZM98 237V235L96 236ZM95 237V238H96ZM201 237V236H200ZM45 238V237H44ZM55 238V237H54ZM56 238L58 239V237L56 236ZM105 238V237H104ZM111 238V237H110ZM116 238V236H115ZM136 238H140L139 236H137ZM171 238V237H170ZM198 238V237H197ZM195 238V239H197ZM16 239V238H14ZM13 239V240H14ZM21 239V238H20ZM19 239V241H20ZM57 239L55 241H57ZM97 239V238H96ZM114 239V238H113ZM133 239V238H132ZM138 244L140 243V245H137V244H134V246H142V241L139 242L140 240H144L145 238H140V240H138ZM147 239V240H148ZM166 239H167V235L164 234L163 231H161L157 238H156V242L154 244V246L156 245L155 249L156 250V255H154L153 257H157V260H158V263L157 264H164L162 261L163 257H165L166 254L163 253V251H161L160 249L162 248V245H165L166 244ZM23 240V238L21 239ZM46 240V239H45ZM93 240V239H92ZM147 240H146V244L144 245H148L147 244ZM15 241V240H14ZM94 241V240H93ZM92 241V242H93ZM100 241V240H99ZM108 241V240H107ZM112 241V240H111ZM115 241V239H114ZM132 241V240H131ZM135 241V240H134ZM136 241V242H137ZM145 241V240H144ZM143 241V242H144ZM62 242V241H61ZM54 243V242H53ZM57 243V242H56ZM100 243V242H99ZM98 243V245H99ZM102 243H103V240H102ZM134 243V242H133ZM212 243V242H211ZM13 246H14V243L12 242ZM10 244V245H12ZM18 244V243H16ZM47 244V243H45ZM52 244V243H51ZM96 244V243H95ZM105 244V242H104ZM216 244L217 243H213L211 246L215 247L216 248ZM48 245V244H47ZM50 245V244H49ZM57 244H55L56 246ZM192 245V244H191ZM51 246V245H50ZM53 246V245H52ZM90 246V245H89ZM95 246V245H94ZM131 246V245H130ZM15 247V246H14ZM18 247V245H17ZM46 247V246H45ZM58 247V246H57ZM91 247V246H90ZM113 247V246H112ZM116 247V246H115ZM218 247V246H217ZM53 248V247H52ZM96 248V247H94ZM147 248V247H146ZM196 248V247H195ZM220 248V247H219ZM18 249V248H17ZM48 249V248H47ZM101 250V248H99ZM108 249V248H106ZM117 249V248H116ZM144 249V248H143ZM200 249V248H199ZM211 249V247H210ZM51 250V249H50ZM114 250V249H113ZM123 250V249H122ZM147 250V249H146ZM217 250V249H216ZM220 250V249H219ZM45 251V249H44ZM57 251V250H56ZM60 251V250H59ZM72 251V250H71ZM104 251V250H103ZM101 251V253L103 252ZM110 251V250H109ZM108 250L107 251H104V252H109ZM112 251V250H111ZM131 251V250H130ZM139 251V250H138ZM148 251V250H147ZM195 251V250H194ZM198 251V250H197ZM196 251V252H197ZM205 251V250H204ZM214 251V250H213ZM87 252V251H85ZM103 252V253H104ZM113 253L115 251H112ZM132 252H134L132 250ZM207 252V251H206ZM211 252V251H210ZM52 253V252H50ZM49 253V254H50ZM136 253V252H135ZM138 253V252H137ZM143 253V252H142ZM141 253V254H142ZM155 253V252H154ZM152 253V254H154ZM219 253V252H218ZM18 254V253H17ZM53 254H54V251H53ZM108 254V253H106ZM105 254V255H106ZM121 254V252H120ZM193 254V253H192ZM195 254V253H194ZM16 255V254H15ZM58 255V254H56ZM60 255V254H59ZM140 255V253H139ZM138 255V256H139ZM17 256V255H16ZM24 256V255H23ZM45 256V255H43ZM47 256H49L47 254ZM96 256V255H95ZM99 256V255H98ZM118 256V255H117ZM150 256V255H149ZM152 256V255H151ZM206 256V255H205ZM218 255H216V251L213 252L209 258H207V261L204 263V264H214L215 262V259ZM15 257V256H14ZM19 257V256H18ZM55 257V256H54ZM54 257H51L54 259ZM57 257V256H56ZM64 257V256H63ZM103 257L106 259V257L103 255ZM102 256L100 258H103ZM145 257V256H144ZM143 257V258H144ZM147 257V256H146ZM145 257V258H146ZM152 257V258H153ZM48 258V257H47ZM59 258H61L59 256ZM96 258V257H94ZM113 258V257H112ZM115 258V257H114ZM118 258V257H117ZM175 258V257H174ZM173 258V260H174ZM14 259V258H13ZM17 259V257H16ZM44 259V257H43ZM49 259V258H48ZM58 259V257H57ZM63 259V258H62ZM61 259V260H62ZM74 259V258H73ZM150 259V258H149ZM70 260V259H69ZM87 260V259H86ZM113 260V259H111ZM116 260V258H115ZM155 260V259H154ZM177 260V259H176ZM18 261V259H17ZM21 262V259L19 260ZM38 261V260H37ZM49 261H52L51 259ZM60 261V260H59ZM64 261V260H63ZM104 261V260H103ZM108 261V260H107ZM110 261V259H109ZM123 261V260H122ZM142 261V259H141ZM140 260L134 258L132 261L130 260H125L124 264H142ZM156 261V260H155ZM181 262H183V264H187L186 263V258L183 259V260H180ZM10 262V261H9ZM48 262V261H47ZM46 262V263H47ZM98 262V261H97ZM114 262V261H113ZM143 262V261H142ZM223 262V260L221 261ZM44 263V262H43ZM51 263V262H50ZM57 263V262H55ZM59 263V262H58ZM82 263V262H81ZM80 263V264H81ZM87 263V261H86ZM144 263V262H143ZM146 263V262H145ZM219 263V262H218ZM236 263V262H235ZM21 264V263H19ZM25 264V263H24ZM41 264V263H40ZM60 264V263H59ZM98 264V263H97ZM100 264V263H99ZM102 264V262H101ZM116 264V263H115ZM154 264H156V262H154ZM191 264H198V261H197V256L195 255ZM217 264V263H216ZM221 264V263H220Z\"/></svg>",
	"mask_w": 264,
	"mask_h": 264
}]
</instances>
